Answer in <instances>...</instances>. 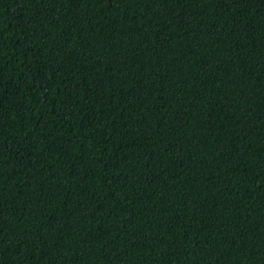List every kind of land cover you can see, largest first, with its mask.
<instances>
[{"label":"trees","instance_id":"trees-1","mask_svg":"<svg viewBox=\"0 0 264 264\" xmlns=\"http://www.w3.org/2000/svg\"><path fill=\"white\" fill-rule=\"evenodd\" d=\"M0 264H264V0H0Z\"/></svg>","mask_w":264,"mask_h":264}]
</instances>
